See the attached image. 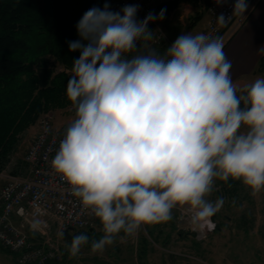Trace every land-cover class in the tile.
<instances>
[{"label": "clouds", "instance_id": "1", "mask_svg": "<svg viewBox=\"0 0 264 264\" xmlns=\"http://www.w3.org/2000/svg\"><path fill=\"white\" fill-rule=\"evenodd\" d=\"M248 7L235 0L231 15ZM138 10L91 7L75 25L78 39L67 42L80 53L65 93L75 116L51 167L102 224L93 254L121 232L170 221L178 207L199 229L214 228L211 218L224 204L207 199L216 179L264 190V77L242 89L234 83L222 36L182 32L162 55L141 51L140 42L153 39L148 25L166 10L143 20ZM230 17L221 13L217 24ZM41 223L33 220L32 230ZM89 239L72 235L70 256Z\"/></svg>", "mask_w": 264, "mask_h": 264}, {"label": "rangeland", "instance_id": "2", "mask_svg": "<svg viewBox=\"0 0 264 264\" xmlns=\"http://www.w3.org/2000/svg\"><path fill=\"white\" fill-rule=\"evenodd\" d=\"M150 30H153V37L160 33L161 40L140 50L155 49L162 55L176 38H171V33H165L159 25ZM146 42L140 43L146 45ZM58 67L62 69L60 65ZM47 112L53 115L58 125L75 116L72 105L42 112L36 122L20 134V140L3 169L25 173L24 153L38 130L40 117ZM218 197H223L224 204L211 218L212 229L194 226L190 214L178 207L173 209L172 219L166 223L142 226L134 235L121 232L102 254H93L89 243L82 247L77 257H71L70 242H66L61 264H264V190L254 193L240 182L230 195L214 183L207 199L214 202ZM87 231L96 234L94 238L97 240L104 235L98 218ZM0 264L15 263L8 254L0 253Z\"/></svg>", "mask_w": 264, "mask_h": 264}, {"label": "trees", "instance_id": "3", "mask_svg": "<svg viewBox=\"0 0 264 264\" xmlns=\"http://www.w3.org/2000/svg\"><path fill=\"white\" fill-rule=\"evenodd\" d=\"M94 6L101 8V0H0V170L42 112L72 105L66 85L80 53L67 42L78 39L75 25ZM254 72L264 77V54ZM214 183L232 195L240 181ZM76 232L97 240L93 232Z\"/></svg>", "mask_w": 264, "mask_h": 264}, {"label": "built area", "instance_id": "4", "mask_svg": "<svg viewBox=\"0 0 264 264\" xmlns=\"http://www.w3.org/2000/svg\"><path fill=\"white\" fill-rule=\"evenodd\" d=\"M159 0H101L110 10L119 11L126 4L139 6L137 19L143 20L153 13V5ZM211 0L206 7L207 22L199 32L210 37L222 36L224 44L232 37L245 18L243 14L234 23L236 15H231L234 3L226 0L217 4ZM223 13L230 17L224 27L217 24L216 18ZM246 13V12H245ZM156 26L150 23L148 28ZM160 33L146 42L150 48L160 42ZM55 124L53 115L44 113L38 121V130L26 149L23 161L25 173L0 170V246L13 258L16 264H61L64 257L65 241L61 235L92 229L96 217L86 209L79 198L71 194L70 186L52 167L59 143L67 126ZM42 221L39 230L33 231L31 222Z\"/></svg>", "mask_w": 264, "mask_h": 264}, {"label": "crops", "instance_id": "5", "mask_svg": "<svg viewBox=\"0 0 264 264\" xmlns=\"http://www.w3.org/2000/svg\"><path fill=\"white\" fill-rule=\"evenodd\" d=\"M231 1L235 3V0ZM247 2L249 7L244 20L224 44L226 56L232 63L230 74L233 82L241 89L261 77L254 71L264 54V0ZM161 9L166 10L164 18L155 22V25L161 26L165 33H171L173 39L187 30L193 34L199 33L207 22L205 0H198L196 3L189 0H159L153 5L154 14H159ZM196 13L200 15L199 18L195 17ZM241 16L236 15L234 23ZM0 253L8 254L14 262L12 256L1 246ZM4 258L6 259L5 255Z\"/></svg>", "mask_w": 264, "mask_h": 264}, {"label": "water", "instance_id": "6", "mask_svg": "<svg viewBox=\"0 0 264 264\" xmlns=\"http://www.w3.org/2000/svg\"><path fill=\"white\" fill-rule=\"evenodd\" d=\"M72 235H77V232L70 233L68 230H65L62 237L65 241L70 242L72 239Z\"/></svg>", "mask_w": 264, "mask_h": 264}]
</instances>
